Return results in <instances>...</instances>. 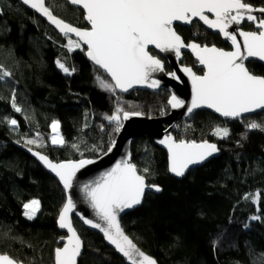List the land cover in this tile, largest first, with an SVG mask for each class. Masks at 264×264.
<instances>
[{"label":"trees","instance_id":"trees-1","mask_svg":"<svg viewBox=\"0 0 264 264\" xmlns=\"http://www.w3.org/2000/svg\"><path fill=\"white\" fill-rule=\"evenodd\" d=\"M247 2L264 6V0ZM50 7L66 23L89 28L84 13L66 0H51ZM0 11V63L13 74L0 80V254L24 264H54L55 249L62 246L61 237H66L57 226L65 192L22 147H31L57 163L101 157L118 135L115 125L104 118L115 114L118 103L126 111L161 118L170 112V94L164 90L127 96L116 92L117 101L98 87L96 76L111 80L84 51L69 53L63 47L67 38L44 19L17 0H0ZM177 30L186 43L194 39L201 45L229 49L220 35L201 24L197 36L192 27L178 26ZM151 51L170 72L167 62ZM57 59L66 67L74 65L76 71L65 75ZM182 64L203 74L191 52L184 54ZM247 67L264 77L261 64L251 61ZM13 93L22 112L12 107ZM247 118L225 121L201 111L176 124L172 134L177 141H208L221 151L218 158L181 181L170 175L167 153L151 139L133 143V163L141 173L147 167L148 183L160 186L162 192L148 193L142 207L126 215L122 225L158 264H264V131L245 127L251 120L264 121V112ZM8 119H16L19 127L13 130ZM53 120L60 121L63 147L51 145ZM217 127L228 128L230 135L215 136ZM36 133L43 137L44 147L25 144ZM73 144L79 150L70 147ZM256 193H260L258 203L253 202ZM32 199L41 202V209L35 219L28 220L23 203ZM253 216L260 218L253 220ZM73 220L84 242L79 264H126L101 235Z\"/></svg>","mask_w":264,"mask_h":264},{"label":"snow or ice","instance_id":"snow-or-ice-1","mask_svg":"<svg viewBox=\"0 0 264 264\" xmlns=\"http://www.w3.org/2000/svg\"><path fill=\"white\" fill-rule=\"evenodd\" d=\"M22 3L46 17L67 38L63 47L69 53L84 51L93 64L107 73L111 82L100 75L96 76V81L98 87L113 96H116L117 90L128 92L136 86L153 89L160 87V80L154 79L153 74L165 72V64L150 51L149 46L161 53H173L177 58L181 57V50L186 48L195 55L204 69L202 75H197L191 67L185 66L181 69L189 77L192 86L191 103L186 109L189 114L195 109L208 108L222 117L240 119L246 113L264 110V77L254 75L245 65L249 58L264 61V6L256 7L247 0H66V3L84 10V19L90 28L81 29L58 18L51 10V0H22ZM201 22L208 29L221 34L234 50L226 51L215 45H201L194 39L186 43L177 30L178 25L192 26L197 29L194 32V36H197L200 35L198 28ZM246 23L254 30L241 27ZM55 63L65 75L71 76L76 71L74 65L71 68L66 67L60 59ZM167 74L173 79H179L176 72ZM12 75L0 63V80ZM116 99L119 101L120 97L116 96ZM168 103L172 108H183L185 102L172 95ZM12 107L16 112H22L16 106L15 93L12 96ZM139 115L142 113L126 111L118 103L115 114L105 115L104 118L114 124V131L119 133L123 128V121ZM247 119L249 118L245 117ZM7 122L13 130L19 127L16 119H8ZM245 127L264 131V121L258 123L251 120ZM50 128L51 145L65 146L66 141L60 133V121L53 120ZM213 134L224 139L230 132L228 128L217 127ZM159 143L167 148L169 171L177 177H183L191 165L202 164L219 151L216 144L206 141H177L171 135ZM25 144L45 146L39 133H36V138L27 139ZM115 146L116 142L113 140L108 151ZM70 147L79 150L78 145L73 144ZM28 151L54 173L64 190L73 188V181L80 169L95 162L92 159H80L78 162L54 163L46 155L33 151L31 147ZM148 172L147 167L142 173L138 172L136 164L130 162L129 158L117 163L95 183L83 186L84 193L103 224L85 216L80 219L85 225L103 233L107 241L130 264H157L156 259L141 251L125 234L118 216L125 209L140 205L146 189L156 192L162 190L160 186L146 182L145 174ZM244 199L248 200L249 196H244ZM259 199L260 193H256L253 202L258 203ZM23 209V215L28 220H33L40 212L41 202L32 199L23 203ZM75 210L76 203L68 195L58 214L57 223L60 229H66L70 235L66 238V244L55 249V264H77L78 257L81 256L83 241L72 221ZM259 218L251 217L253 220ZM217 243L218 238L213 241L214 248ZM0 264L19 262L7 255H0Z\"/></svg>","mask_w":264,"mask_h":264},{"label":"water","instance_id":"water-1","mask_svg":"<svg viewBox=\"0 0 264 264\" xmlns=\"http://www.w3.org/2000/svg\"><path fill=\"white\" fill-rule=\"evenodd\" d=\"M17 1L19 3H21L23 6H25L28 10H30L31 12L36 14L38 17L44 19L50 25V27H52L59 34H61L59 32V30L56 29L55 26L52 25L47 20L46 17L42 16L40 13L35 12V10L31 9L29 6L24 5L22 3V0H17ZM73 7L81 10L84 13V10L82 8H78L76 6H73ZM208 15L210 16V18H212L211 14H208ZM256 15H261V14L260 13H256ZM200 24L208 32L213 33V34H218L214 30L208 29L206 25L202 24V22ZM178 26L187 27V28L191 27V26H188V25H178ZM233 27H235V26H233ZM89 28H90V25H89ZM230 31H231V29H230ZM218 35H220L222 37L221 34H218ZM73 39H76V37L73 36ZM238 39H240L242 41V38L239 37V36H238ZM222 40L229 45L230 50H226V51L234 50L232 48V46H231L229 41H226L223 37H222ZM149 48H150V51L151 50L155 51L160 57L165 59V61L168 63L169 67L171 68V72H176V74L179 77V79L178 80L177 79H173L170 75L167 74V73H171V72H167L166 69H165V72H157V73L153 74V78L154 79H158L161 82L159 88L153 89V88L136 86L135 88L130 89L128 92H120L119 90H117V92L122 94V95L127 96V95H130L131 93H133L135 91H145V92H149V93H158V92L164 90V91H166V92H168L170 94L169 100L171 99L172 95H176L177 98L182 99L185 102L183 108H172L171 105L168 103L170 112L165 117L153 118V117H148V116H145L144 114H142V115H139V116H132L129 120L123 121V128L118 133V135L116 137V140H115L116 146L114 148H112L111 151H108L107 153H105L101 157L91 158L95 162L93 164L85 166L84 168L80 169L77 172L76 180L73 181V188L71 190H64L62 184L59 182L58 178L55 177L54 173H52L48 168H46L45 165L36 156L32 155V153L28 151V148L22 147V150H24L30 157H32L34 160H36L40 164V166L43 169H45V171L49 175H51L55 180H57L59 182L61 188L65 192V196L66 197L68 195H71L73 197L74 203H76V210L72 213L73 227L76 228L75 225H74V220H73L74 217H75L85 226L86 229L101 235L104 238L105 244L110 249L115 251V253L126 262V264H130V261H128L127 258L123 257V255L121 253H119L115 249V247L113 245H111L107 241V239L104 237L103 233H101L98 229H93V228H90L89 226L85 225L83 223V221L80 219L81 216H85V217H87L89 219H93L95 222H99V223L103 224V221L99 220V218H98V216L96 214V210L92 208L89 199L87 198L86 194L84 193L83 186L85 184H88V183H95V181H97L103 174H105L106 172H108L112 168H114L117 163H121L122 161L127 160L129 158H130V162L133 163L132 145L137 139H141V138H144V137H148L149 139H151L156 146H158L159 148H161L163 151H165L167 153V156H168V170H169L170 160H169L168 150L163 144L159 143V141L164 139L168 135H171L175 139L174 135L172 134L174 126L176 124H178L180 121L188 120L189 118H191L194 114H196L198 112L208 111V112L216 115L218 118H220L222 120H225V121L238 120V119H231V118L222 117V116H220L219 113H216L213 109H208V108L195 109L191 114H189L186 111V109L190 106V103H191L192 86H191V81H190L189 77L186 74H184L181 71V69L183 67H185L184 65H182L183 54L187 53V52H191V51L186 49V48L182 49L181 50V52H182L181 57L177 58L173 53H161V52H159L158 49H153L152 46H149ZM193 56H194V59H195L196 63L199 65V67L201 69H203V66L198 63V61L196 60V57H195L194 54H193ZM251 61L257 62V63L261 64L262 66H264V61H259L256 58H249V60L245 61V65L247 66V64L249 62H251ZM95 66L111 80V78L107 75V73L104 72L103 69H100L99 66H97V65H95ZM203 71H204V69H203ZM263 112H264V110H257L254 113H246L241 118L254 116V115H257V114L263 113ZM206 142H208V141H206ZM196 143H198V142H196ZM199 143H202V142H199ZM208 143H211V142H208ZM217 148L219 149L218 146H217ZM35 152H38V151H35ZM220 155H221V151L219 149L218 152H216L212 156L208 157V159L205 160L202 164L191 165L189 167V170L185 173V175L183 177H177L173 173H171L170 171H169V173H170V175L173 178L181 181L192 170L199 169V168L205 166L211 160L218 158ZM85 159H89V158H85ZM78 161L79 160H71V161H64V162H78ZM54 163H57V162H54ZM146 182L148 183L147 179H146ZM161 192H162V190L160 192H156L154 190L146 189L145 196H144L143 201H142V203L140 205H136V206H134L131 209H125L123 212H120L118 214V216L120 218L121 227L123 228V225H122L123 218L126 215H128L129 213H132L135 210L141 208L142 205L145 202V199H146V196H147L148 193H153V194L159 195V194H161ZM65 203H66V201H65ZM57 226H58V223H57ZM58 229L61 232L66 234V237L59 242L63 246L64 244H66V238L70 234L67 233L66 229H60L59 227H58ZM123 230H124V228H123ZM124 232H125V230H124ZM77 233H78V231H77ZM125 234L128 235L126 232H125ZM78 235H79V233H78ZM129 238L132 239L130 236H129ZM81 240H82V238H81ZM83 245H84V242H83ZM137 247L141 251H143L138 245H137ZM143 252L145 254L149 255L145 251H143ZM83 254H84V246L82 248L81 256L78 257L77 264H79V261L82 258ZM0 255H2V254H0ZM149 256H151V255H149ZM151 257H153V256H151ZM19 264H24V263H19ZM54 264H55V258H54ZM157 264H158V262H157Z\"/></svg>","mask_w":264,"mask_h":264},{"label":"flooded vegetation","instance_id":"flooded-vegetation-1","mask_svg":"<svg viewBox=\"0 0 264 264\" xmlns=\"http://www.w3.org/2000/svg\"><path fill=\"white\" fill-rule=\"evenodd\" d=\"M194 23H195V21H194ZM181 27V26H180ZM192 27V26H191ZM190 27V28H191ZM242 27L245 29V30H249V28H250V30H254V29H251V26L250 25H248L247 23L246 24H244V25H242ZM185 28H187V27H185ZM216 35H218V34H216ZM221 37V36H220ZM222 38V37H221ZM227 50H230V48L229 49H227ZM187 53H189V52H187ZM184 54H186V53H184ZM184 54H183V57H184ZM192 55H193V53H192ZM193 58H194V56H193ZM165 60V59H164ZM195 60V59H194ZM183 61V60H182ZM195 63H196V61H195ZM168 64V63H167ZM197 64V63H196ZM182 65H184V64H182ZM198 65V64H197ZM185 66V65H184ZM198 67H199V65H198ZM200 68V67H199ZM201 69V68H200ZM201 70H203V69H201ZM171 72V71H170ZM204 72V71H203Z\"/></svg>","mask_w":264,"mask_h":264},{"label":"rangeland","instance_id":"rangeland-1","mask_svg":"<svg viewBox=\"0 0 264 264\" xmlns=\"http://www.w3.org/2000/svg\"><path fill=\"white\" fill-rule=\"evenodd\" d=\"M61 133V132H60Z\"/></svg>","mask_w":264,"mask_h":264}]
</instances>
